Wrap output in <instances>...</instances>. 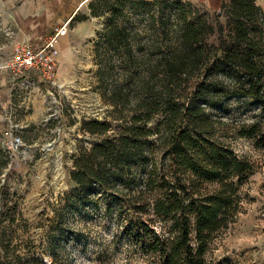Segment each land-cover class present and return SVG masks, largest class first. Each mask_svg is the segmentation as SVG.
I'll return each mask as SVG.
<instances>
[{
  "label": "trees",
  "instance_id": "obj_1",
  "mask_svg": "<svg viewBox=\"0 0 264 264\" xmlns=\"http://www.w3.org/2000/svg\"><path fill=\"white\" fill-rule=\"evenodd\" d=\"M88 7L107 18L96 74L110 109L82 126L94 141L72 156L73 186L54 203L51 233L72 234L82 248L86 212L104 210L105 223L115 215L128 224L88 264H111L112 245L124 236L142 246L138 264H208L215 234L237 220L241 187L255 171L233 136L264 146L262 116L232 127L213 113L231 98L264 109V8L257 0L223 1L212 20L183 0H91ZM20 206L0 194V264H45L26 249L36 238L20 233ZM55 236L45 251L65 264ZM134 262L128 256L126 264Z\"/></svg>",
  "mask_w": 264,
  "mask_h": 264
},
{
  "label": "rangeland",
  "instance_id": "obj_2",
  "mask_svg": "<svg viewBox=\"0 0 264 264\" xmlns=\"http://www.w3.org/2000/svg\"><path fill=\"white\" fill-rule=\"evenodd\" d=\"M183 1L209 11L214 20L222 2L230 0ZM257 2L264 8V0ZM84 15L89 18L55 25L42 38L44 44L53 41L57 50L52 77L31 70L15 75L6 68L10 57H5L0 65V194L11 193L20 200L16 213L22 227L20 233L27 230L24 234L36 238V243L26 249L30 255H42L45 264H54L50 251L44 247L55 236L51 231L58 227L51 222L55 217L54 203L73 186L72 156L80 144L94 141L82 132V126L91 119H105L110 109L103 101L96 74L97 41L106 28L107 18L92 16L87 5L79 11V18ZM62 30L68 32L63 45L58 42ZM100 47L106 46L102 43ZM213 113L233 121L232 127L254 123L260 116L264 118L262 105L244 98L225 100ZM233 138L237 153L249 156L255 171L241 187L244 201L237 220L215 234L206 258L208 264H264V146H256L255 140L248 137ZM86 214L91 218L87 220L85 246L75 244L72 234L55 236L59 248L56 254L65 264L94 261L112 234L124 231L128 224L127 218L118 221L115 215L105 223L104 210L92 209ZM85 220L84 216L75 217L70 224ZM112 246L111 264H126L128 256L138 264L136 260L144 257L142 246L126 236Z\"/></svg>",
  "mask_w": 264,
  "mask_h": 264
},
{
  "label": "crops",
  "instance_id": "obj_3",
  "mask_svg": "<svg viewBox=\"0 0 264 264\" xmlns=\"http://www.w3.org/2000/svg\"><path fill=\"white\" fill-rule=\"evenodd\" d=\"M90 1L0 0V65L5 57H11L16 43L28 41L33 45H44L42 38L55 25L72 22L82 6H88Z\"/></svg>",
  "mask_w": 264,
  "mask_h": 264
},
{
  "label": "built area",
  "instance_id": "obj_4",
  "mask_svg": "<svg viewBox=\"0 0 264 264\" xmlns=\"http://www.w3.org/2000/svg\"><path fill=\"white\" fill-rule=\"evenodd\" d=\"M65 32L64 30L61 31L62 34ZM14 46L10 59L6 61V68L10 72L21 75L25 71L31 70L52 77L57 66V50L53 45V41L42 46L33 45L28 41H21Z\"/></svg>",
  "mask_w": 264,
  "mask_h": 264
},
{
  "label": "bare ground",
  "instance_id": "obj_5",
  "mask_svg": "<svg viewBox=\"0 0 264 264\" xmlns=\"http://www.w3.org/2000/svg\"><path fill=\"white\" fill-rule=\"evenodd\" d=\"M67 30L64 34H62V37L59 39V43L63 42L65 39H66V36H67Z\"/></svg>",
  "mask_w": 264,
  "mask_h": 264
}]
</instances>
